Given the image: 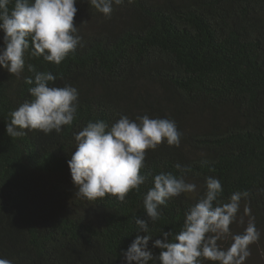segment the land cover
I'll return each instance as SVG.
<instances>
[{
	"label": "trees",
	"instance_id": "16d2710c",
	"mask_svg": "<svg viewBox=\"0 0 264 264\" xmlns=\"http://www.w3.org/2000/svg\"><path fill=\"white\" fill-rule=\"evenodd\" d=\"M76 7L74 23L85 46L59 66L43 57L26 60L38 72L55 74V86L78 89L73 126L59 135L9 137L8 114L31 99L30 85L0 68V258L123 264L121 253L137 235L134 217L146 218L142 194L153 186L152 176L125 202L111 196L92 202L75 195L67 163L74 132L90 120L112 123L121 112L174 120L181 146L149 151L145 171L180 175L179 162L191 168L186 179L197 185V193L163 208L153 240L162 239V229L179 232L184 210L203 195L205 177L214 176L225 202L236 191L252 193L241 213L247 203L262 233L251 246L252 263L264 261V0H126L114 5L111 19L88 0ZM3 35L0 30V47ZM23 76L34 73L25 68ZM248 219L232 230L242 232ZM149 248L157 256L161 251L151 241Z\"/></svg>",
	"mask_w": 264,
	"mask_h": 264
},
{
	"label": "clouds",
	"instance_id": "9594fccd",
	"mask_svg": "<svg viewBox=\"0 0 264 264\" xmlns=\"http://www.w3.org/2000/svg\"><path fill=\"white\" fill-rule=\"evenodd\" d=\"M125 2L88 0L91 9L106 19L112 18L114 5ZM76 4L77 0H0V30L4 33L0 68L30 85L31 99L8 114L6 133L12 139L28 131H55L59 135L77 119L78 89L71 84L55 86V74L38 72L26 62L29 57H43L59 66L85 46L80 26L74 23ZM25 68L34 77L23 76ZM115 115L119 118L112 123L90 120L74 132L75 150L67 163L77 189L75 195L92 202L108 196L125 202L130 193L141 194V187L152 176L153 186L142 194L146 218L134 217L137 235L121 253L123 264H246L252 255L251 246L258 244L262 236L247 203L241 213V202H247L252 193L236 191L225 202L221 180L214 176L205 177L203 195L195 197V202L184 210L179 232L162 229V239L153 240L152 229L163 218V208L182 195L187 199L188 194L197 193V185L186 179L191 168L179 162L174 167L180 175L145 171L148 152L162 144L179 148L183 133L174 120L150 118L147 114L135 119L121 112ZM245 216L249 219L244 230L234 232L231 226L243 225ZM150 241L152 248L161 250L158 256L149 248ZM0 264L12 261L0 258Z\"/></svg>",
	"mask_w": 264,
	"mask_h": 264
},
{
	"label": "rangeland",
	"instance_id": "374dc122",
	"mask_svg": "<svg viewBox=\"0 0 264 264\" xmlns=\"http://www.w3.org/2000/svg\"><path fill=\"white\" fill-rule=\"evenodd\" d=\"M251 256H254V255L252 254ZM250 261H251V264H258V262H253V263H252V257L250 258ZM259 264H264L263 259L260 260Z\"/></svg>",
	"mask_w": 264,
	"mask_h": 264
}]
</instances>
